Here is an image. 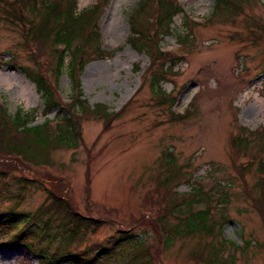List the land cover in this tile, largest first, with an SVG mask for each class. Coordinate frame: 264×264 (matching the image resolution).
<instances>
[{
  "label": "rangeland",
  "instance_id": "obj_1",
  "mask_svg": "<svg viewBox=\"0 0 264 264\" xmlns=\"http://www.w3.org/2000/svg\"><path fill=\"white\" fill-rule=\"evenodd\" d=\"M98 2L78 0V12ZM140 2L110 0L98 20L107 54L93 60L91 52L80 76L89 105H103L118 117L111 116L109 123L94 117L83 119V141L78 148L55 150L50 166H32L35 172L20 167L10 173L8 184L16 190L20 180L28 177L47 182L50 175L64 180L75 208L105 221L95 235L65 247L67 251L82 254L128 229L150 244L154 264H208L204 258L212 247L220 248L221 264H264V198L259 186L264 177L259 169L264 138L256 139L247 151L238 149L234 139L240 127L264 130V41L250 40L253 34L264 36V28L258 26L264 25V0H245L240 15L227 20L210 18L214 0H177L183 13L175 18L172 34L160 46L182 61L161 88L168 97H176L178 103L172 108L176 114L196 101L194 115L184 121L169 115V105H159L151 87L153 62L130 44V17ZM151 8L156 10L155 5ZM186 37L190 39L187 45L181 40ZM22 42L19 28L6 23L0 26V103L11 116L18 111L33 114L30 125H42L60 110L43 113L44 103L35 84L17 68L34 66L31 54L37 47L27 48ZM12 56L15 59L6 64ZM46 60H53L47 51L38 61L44 64ZM65 63L56 86L63 102L69 103L71 58ZM11 76L17 88L5 84ZM60 113L65 115V111ZM168 178L171 183L165 182ZM170 184L175 191L167 188ZM25 193L16 208L19 214L36 212L47 199L44 188ZM193 193L214 195L212 220L218 225L226 222L221 237L217 233L172 238L164 232L167 223H179L170 204L189 201ZM14 206L0 197L3 212ZM223 240L227 243L222 246ZM230 242L242 249L248 244L246 251L234 250ZM5 243L2 238L0 264L39 263L25 249L7 248ZM57 244L58 240L52 250Z\"/></svg>",
  "mask_w": 264,
  "mask_h": 264
},
{
  "label": "trees",
  "instance_id": "obj_2",
  "mask_svg": "<svg viewBox=\"0 0 264 264\" xmlns=\"http://www.w3.org/2000/svg\"><path fill=\"white\" fill-rule=\"evenodd\" d=\"M244 2L245 0H214L210 18L217 16L227 20L236 17L242 12L241 6ZM109 3L110 0H99L94 7L78 12V0H0V26L6 23L19 28L23 36V46L37 47L36 52L31 54L34 66L17 68L35 84L44 103L43 113L50 114L60 110L53 119L56 120L55 129H51L53 120L31 126L30 123L35 119L33 114L18 111L11 116L7 108L0 103V197L15 204L8 212L0 210V241L3 238L7 248L14 246L25 249L29 256L38 259V264H154L155 261L150 244L143 239H137L128 229L120 230L117 236L102 246L86 250L82 254L67 251L65 247L84 242L88 236L95 235L104 226L105 221L81 214L75 208L68 191L69 185L64 180L50 175L46 176L49 180L47 182L28 177L20 180L16 190L11 189L8 184L10 173L20 170V167L35 172L33 167L50 166L51 154L55 150L78 148L83 141V119L94 117L109 123L112 117H118L111 115L109 109L103 105L90 106L84 98L80 81L86 63L93 58H103L107 54L102 48L98 20ZM154 5L156 10H150V6ZM182 13L177 0H141L130 17L129 41L133 47L145 52L153 62L155 70L151 74V87L158 97L159 105H169V115L184 121L195 112L196 101L193 100L183 113L176 114L172 110L178 101L176 97H168L161 84L182 59L175 53L164 52L160 46L163 40L172 34L175 18ZM151 14L154 15V20L150 24L148 16ZM258 26L264 28V25ZM263 39L264 36L256 34L250 37L251 41L258 43L263 42ZM181 40L185 45L190 42L189 37ZM46 51L53 60L40 64L38 60ZM91 52L94 57L87 59ZM67 57L71 58L73 93L70 102L64 103L56 85L66 68ZM14 59L15 56H12L6 64ZM13 67L16 65L13 64ZM50 74L56 84H53ZM62 111H65V115H61ZM262 138L264 130L251 132L243 127L239 128V134L234 137L236 146L243 151L253 148V142ZM259 164V169L264 175V160L260 159ZM175 172L177 173V170ZM168 181L172 182L170 178L165 182ZM260 185L261 198H264V177ZM40 188L46 190L47 199L36 212L17 213L16 208L25 200V192ZM167 188L175 191L172 184ZM193 195L194 193L189 195V201H173L170 204V210L172 214L177 215L179 223H167L164 232L173 236L172 238L197 235L212 237L217 233L221 237L226 222L222 221L218 225L212 220L210 204L214 195ZM159 222H163V219ZM56 240L57 247L52 250ZM224 243L227 241H221L222 246ZM230 243L236 251H246L248 245L242 249L234 242ZM220 253V248L212 247L209 256L204 260L208 264H221L218 261L221 258Z\"/></svg>",
  "mask_w": 264,
  "mask_h": 264
},
{
  "label": "bare ground",
  "instance_id": "obj_3",
  "mask_svg": "<svg viewBox=\"0 0 264 264\" xmlns=\"http://www.w3.org/2000/svg\"><path fill=\"white\" fill-rule=\"evenodd\" d=\"M9 75V74H8ZM14 81L15 80H13V77L11 76L10 78H8L7 80H6V85L7 86H9V87H13V88H17V86H15V84H14ZM21 92H23V91H21Z\"/></svg>",
  "mask_w": 264,
  "mask_h": 264
}]
</instances>
